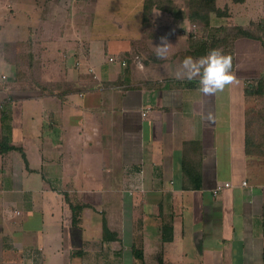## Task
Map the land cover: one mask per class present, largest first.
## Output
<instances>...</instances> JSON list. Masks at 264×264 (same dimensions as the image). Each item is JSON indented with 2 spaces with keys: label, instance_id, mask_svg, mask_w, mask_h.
Segmentation results:
<instances>
[{
  "label": "crops",
  "instance_id": "crops-1",
  "mask_svg": "<svg viewBox=\"0 0 264 264\" xmlns=\"http://www.w3.org/2000/svg\"><path fill=\"white\" fill-rule=\"evenodd\" d=\"M45 1L4 3L29 19ZM51 1L60 38L41 65L55 90L14 88V62L0 60V142L16 147H0V264H264V81L247 88L264 76L236 72L213 96L177 77L185 57L212 49L233 71L238 57L252 64L236 49L264 51V0H216L229 15H211V31L236 21L254 35L222 36L200 55L191 42L206 25L190 21L188 0H163L146 20L148 0ZM221 181L234 186L215 196ZM71 201L84 206L76 223Z\"/></svg>",
  "mask_w": 264,
  "mask_h": 264
},
{
  "label": "rangeland",
  "instance_id": "rangeland-1",
  "mask_svg": "<svg viewBox=\"0 0 264 264\" xmlns=\"http://www.w3.org/2000/svg\"><path fill=\"white\" fill-rule=\"evenodd\" d=\"M51 0L45 1V8L38 13V18L35 15V10H32V12L29 15V19L25 17L24 15L16 16L17 11H25V9H13L10 10L6 6V3H4V0H0V17L3 19H0V60L5 57L3 56V52H5V55L7 59L11 60L13 63L14 68L18 71L20 78L17 79V83H15L16 89L23 90V87H27L28 90L35 91V90H41L44 94L51 93L55 90L53 86H49L48 83H43L44 79V73L42 71V65L41 61L43 60L42 54H46V52L51 53V51H48L47 43L52 42L51 39H54L56 37L60 38L59 33H56L55 29L59 26L60 23L59 20H53L54 18H61L63 11L58 12L56 15L53 13L56 12L51 4H53ZM239 7V5L237 6ZM228 11V9H226ZM236 11V10H235ZM5 12L4 14H2ZM11 12L14 13V15L10 14ZM259 10H248L245 11L242 16L238 19L239 24H243L246 20L244 18L248 16L250 13L253 16L258 15ZM33 15H35V21L33 20ZM212 15H216L212 13ZM229 15V14H228ZM217 16V15H216ZM215 16V17H216ZM218 17V16H217ZM222 17V16H220ZM224 22L227 21V19H223ZM27 21H29V24H26ZM82 20L80 19L79 22ZM32 22H35L32 24ZM236 21H231L229 23L230 25H225L226 27H214V30L211 31L209 26H200L201 33H203L204 36L212 35V33H219V36H233V33L235 32V26L234 25ZM26 28V33L24 35V39L22 38V29ZM83 26V23H82ZM86 28V25H85ZM93 28V24L91 29ZM63 33V32H62ZM58 35V36H57ZM31 38V40H28L27 38ZM19 40V41H18ZM264 47V45H263ZM34 49L35 58L31 61L29 56L27 55V52L25 50ZM222 51L224 49L220 48ZM237 53L243 52V51H252L254 54L253 61H249L248 63H252L249 65H246L244 63H239V57L237 58V66L238 69L237 72L238 75L244 74L247 75L246 77L250 80L251 77H259L264 76V70H260V67L264 65V51H262V47H253L250 44L248 45H239V48L236 49ZM40 55V56H39ZM59 62H61L60 59H58ZM45 62V61H44ZM72 59L68 61V64L71 65ZM50 66V64H48ZM3 72L9 71L8 68L4 66ZM251 71V72H248ZM6 76V75H4ZM59 77V76H58ZM41 80V81H40ZM58 80V79H56ZM40 82V84L38 83ZM62 86V85H60ZM254 256H252L253 258Z\"/></svg>",
  "mask_w": 264,
  "mask_h": 264
},
{
  "label": "clouds",
  "instance_id": "clouds-1",
  "mask_svg": "<svg viewBox=\"0 0 264 264\" xmlns=\"http://www.w3.org/2000/svg\"><path fill=\"white\" fill-rule=\"evenodd\" d=\"M171 47L167 38L162 37L160 46L155 47L157 58L167 59ZM181 68L182 72L177 77L189 81L197 80L198 90L207 96L222 93L239 83L236 72L233 71V57L221 49H212L200 58L185 57Z\"/></svg>",
  "mask_w": 264,
  "mask_h": 264
},
{
  "label": "trees",
  "instance_id": "trees-1",
  "mask_svg": "<svg viewBox=\"0 0 264 264\" xmlns=\"http://www.w3.org/2000/svg\"><path fill=\"white\" fill-rule=\"evenodd\" d=\"M215 1L216 0H188L190 21L191 22L200 21L201 23L208 26L210 24V18H211L212 13H215L218 16L228 17L227 11H223V10L216 8ZM163 2H164L163 0H148L147 4L145 6L144 20L147 19L148 12L151 10L152 6H154L155 4L158 6L164 5ZM252 35H254L252 32L246 31L243 28L237 27V26L235 27V32L233 33V36L236 38L239 36L250 37ZM212 36L211 35L208 36V38L205 40H197L196 43L191 42V46L193 48V50L191 52L192 55H200V54L206 53L207 48H208V43H209V45L214 46V47L216 45L219 46V45H222L224 43V37H219V33H217V32L212 33ZM210 39H212V40L210 41ZM263 81H264V78L257 79L254 82L251 81V84H252V82H253V84L247 86V88H249V90L251 89L250 91H248V93H255L253 91L254 90L256 91L260 85L262 86ZM0 147H1L2 151H4V149L5 150H9V149L15 150L16 149L15 146H5V144L2 142H0ZM83 207L84 206L82 204H79L76 202L74 203V201L73 202L71 201V208L73 210V221L75 223L78 222V220H79L78 217L81 214ZM263 257H264V252H263Z\"/></svg>",
  "mask_w": 264,
  "mask_h": 264
},
{
  "label": "built area",
  "instance_id": "built-area-1",
  "mask_svg": "<svg viewBox=\"0 0 264 264\" xmlns=\"http://www.w3.org/2000/svg\"><path fill=\"white\" fill-rule=\"evenodd\" d=\"M116 58L115 57H110V61H115ZM123 65H126V62L123 61L122 62ZM143 115L146 116L147 115V111L146 112H143ZM247 182L244 181L243 182V185H246ZM234 184L230 181H221V182H218V184L213 188L212 192L215 196H217L218 194H220L223 190L227 189V188H231L233 187Z\"/></svg>",
  "mask_w": 264,
  "mask_h": 264
}]
</instances>
